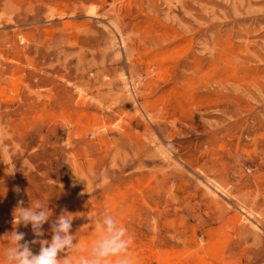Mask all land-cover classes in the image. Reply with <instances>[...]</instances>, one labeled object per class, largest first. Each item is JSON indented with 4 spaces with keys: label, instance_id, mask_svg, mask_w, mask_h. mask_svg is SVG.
I'll return each mask as SVG.
<instances>
[{
    "label": "rangeland",
    "instance_id": "obj_1",
    "mask_svg": "<svg viewBox=\"0 0 264 264\" xmlns=\"http://www.w3.org/2000/svg\"><path fill=\"white\" fill-rule=\"evenodd\" d=\"M63 212L70 264L106 213L133 264H264V0H0V264Z\"/></svg>",
    "mask_w": 264,
    "mask_h": 264
},
{
    "label": "clouds",
    "instance_id": "obj_2",
    "mask_svg": "<svg viewBox=\"0 0 264 264\" xmlns=\"http://www.w3.org/2000/svg\"><path fill=\"white\" fill-rule=\"evenodd\" d=\"M14 213V222L25 227L30 224L37 237L43 235L42 226L51 216L47 205L43 203L18 207ZM72 220L71 214H60L51 224V240L41 242L38 254H33L27 242L20 243L24 239L23 233L12 232L10 246L3 253L4 264H70L69 253L85 251L78 248V243H73L76 238L70 234ZM98 221L101 235L87 250V255L78 256L74 264H110V259L114 260V264H133L130 256L132 236L110 213L98 217ZM61 253H65L64 258H58Z\"/></svg>",
    "mask_w": 264,
    "mask_h": 264
},
{
    "label": "bare ground",
    "instance_id": "obj_3",
    "mask_svg": "<svg viewBox=\"0 0 264 264\" xmlns=\"http://www.w3.org/2000/svg\"><path fill=\"white\" fill-rule=\"evenodd\" d=\"M215 186V185H214ZM217 186V185H216Z\"/></svg>",
    "mask_w": 264,
    "mask_h": 264
}]
</instances>
